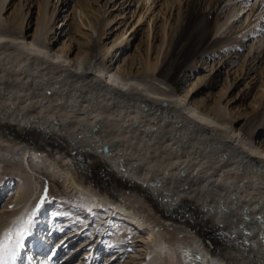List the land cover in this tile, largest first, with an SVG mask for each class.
I'll list each match as a JSON object with an SVG mask.
<instances>
[{
    "label": "bare ground",
    "instance_id": "bare-ground-1",
    "mask_svg": "<svg viewBox=\"0 0 264 264\" xmlns=\"http://www.w3.org/2000/svg\"><path fill=\"white\" fill-rule=\"evenodd\" d=\"M225 1L187 2L158 70H114L104 58L111 47L71 57L50 45L48 0L29 40L0 0V164L11 157L27 170L18 176L26 211H13L0 230L36 208V180L52 169L49 177L66 175L57 184L69 181L70 201L104 206L154 238L144 264H264V147L221 105L189 104L177 88L186 67L218 43L215 26L231 21L228 13L213 23Z\"/></svg>",
    "mask_w": 264,
    "mask_h": 264
},
{
    "label": "rangeland",
    "instance_id": "rangeland-1",
    "mask_svg": "<svg viewBox=\"0 0 264 264\" xmlns=\"http://www.w3.org/2000/svg\"><path fill=\"white\" fill-rule=\"evenodd\" d=\"M46 1L7 0L3 13L12 25L22 26L29 40L37 31ZM187 2L48 0L47 14L52 16L48 39L54 49H64L71 57L90 56L93 52L100 55L111 47L110 54L104 58L114 70L128 65L137 68L156 65L158 70L169 50V41L186 16ZM228 13L232 15L231 21L215 26L210 38L219 39L218 43L186 67L177 88L189 104L203 108L221 105L235 129L251 134L264 147V8L259 0L225 1L215 13L213 23ZM187 37L193 43L194 31ZM149 72L154 73L153 69ZM9 160L0 164V224L12 217L13 211L25 210V203L21 202L25 188L18 176L27 170L17 168L15 159ZM51 173L52 169H47V176L36 180L42 189H35L36 195L30 199L39 203L45 188L47 198L36 210L34 231L19 255L18 264L147 262L154 238L146 230H139L115 214L110 215L104 206L93 211L82 201H70L67 198L72 190L69 181L67 189L57 184L66 175L49 177ZM42 208L48 215L44 221L41 218L45 213L38 215ZM36 234L40 235L36 237ZM45 240H49L48 245ZM162 253L167 257L165 249ZM163 262L168 264L166 260Z\"/></svg>",
    "mask_w": 264,
    "mask_h": 264
},
{
    "label": "snow or ice",
    "instance_id": "snow-or-ice-1",
    "mask_svg": "<svg viewBox=\"0 0 264 264\" xmlns=\"http://www.w3.org/2000/svg\"><path fill=\"white\" fill-rule=\"evenodd\" d=\"M46 198L47 189L45 188L44 195L40 197L39 203L31 213L18 217L8 227L0 230V264H15L18 250L23 245L25 237L30 234L36 210L44 204Z\"/></svg>",
    "mask_w": 264,
    "mask_h": 264
}]
</instances>
